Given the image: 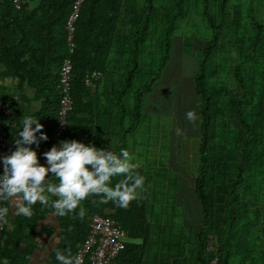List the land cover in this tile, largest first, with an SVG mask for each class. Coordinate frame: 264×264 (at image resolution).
Listing matches in <instances>:
<instances>
[{"label": "trees", "instance_id": "1", "mask_svg": "<svg viewBox=\"0 0 264 264\" xmlns=\"http://www.w3.org/2000/svg\"><path fill=\"white\" fill-rule=\"evenodd\" d=\"M71 2L20 0V6L15 8L12 0H0V76L16 75L19 83L25 82L33 89L35 98L43 100V108L35 117H40L42 133L48 139L31 148L45 166L43 154L55 145L56 84L59 64L67 54L63 25ZM189 3L190 0L83 1L69 55L72 109L63 140L75 139L117 154L127 150L132 163L139 166L137 171L144 177V185L138 190V199L126 209L111 201L101 202L99 195L89 197L80 205L86 211L83 219L78 216L79 208L59 216L51 206L39 202L33 205L36 212L32 221L45 211L55 215L56 227L47 229L56 238L48 264H59L55 259L57 249L66 255L70 251L73 257L93 214L113 218L126 231L123 247L112 264H128L131 260L126 255L133 248H142L154 231L151 222L156 211L174 208L180 182L169 165L173 138L168 125L162 120L152 121L143 113L142 105L160 77L171 40L186 19ZM228 4L229 0H200L201 19L210 33L193 52L198 141L195 149L187 153L180 145L175 157L189 174L199 205L196 264L208 262L210 254L205 243L209 236L217 245L218 264H264V0H248L249 30L232 40L227 68L230 86L225 87L212 78L211 64L228 26ZM180 36L182 50L188 52L194 35ZM92 70L101 75L89 89L83 79ZM0 100L10 108L15 121V126L7 130L10 154L22 130L20 107L11 95L0 92ZM99 120L100 124L95 125ZM121 179L122 176L113 177L110 186ZM129 239H139L141 243L131 244ZM5 252L0 247V264ZM8 259L5 264L28 261L25 256L19 262Z\"/></svg>", "mask_w": 264, "mask_h": 264}, {"label": "clouds", "instance_id": "2", "mask_svg": "<svg viewBox=\"0 0 264 264\" xmlns=\"http://www.w3.org/2000/svg\"><path fill=\"white\" fill-rule=\"evenodd\" d=\"M185 118L195 124L198 116L195 110H188ZM21 124L22 130L15 137V150L0 158L3 164L0 199L10 203L12 215L31 217L32 206L39 202L45 207L51 206L59 216L79 208L78 216L83 219L86 211L80 207L81 202L93 195L101 196L103 203L111 201L125 209L138 199L144 177L137 171L139 166L132 163L133 157L127 150L121 149L117 154L75 139L61 140L59 147L53 145L43 154L47 160L45 166L39 163L37 152L31 148L32 144L39 146L41 140L48 139L47 134L41 132L43 125L32 115H25ZM175 131L177 135L183 134L180 128ZM38 132H41L39 137ZM49 173L58 183L49 179ZM115 176L123 179L111 187ZM8 215L9 207H0V222L7 224ZM55 259L59 264H78L70 251L66 255L55 250Z\"/></svg>", "mask_w": 264, "mask_h": 264}, {"label": "crops", "instance_id": "3", "mask_svg": "<svg viewBox=\"0 0 264 264\" xmlns=\"http://www.w3.org/2000/svg\"><path fill=\"white\" fill-rule=\"evenodd\" d=\"M193 71L194 70H192V74ZM0 92L11 95L14 101L19 105L20 122L25 115L35 116L37 112L41 111V108H43V100L41 98H35L33 96V89L28 87L25 82L19 83L16 75L0 76ZM153 97V99H155L156 96ZM153 99L151 100L153 101ZM128 103L130 104V101ZM149 104V96H145L142 105L143 111L145 108L148 110L150 109L152 104ZM99 105L100 104L97 102V107H99ZM36 118L39 119L40 123V117ZM100 121L101 120L98 122L95 121V125H97V123L100 124ZM110 128H113V126ZM95 130L98 131L97 128ZM40 142H43V140ZM32 145L37 148L36 144ZM171 154L169 165L176 173L180 182V187L175 193L174 208L165 211H156L155 220L153 219L151 222L154 224V231L142 245V248H133L126 255L127 258L131 260L128 264L197 263L194 248H196L197 243L195 231L200 225L199 205L194 196L192 185L191 193L182 188V176L187 175L190 184L191 179L189 174L176 163V154L174 152ZM49 179L55 182L54 179L56 178L51 177V173H49ZM189 195H193V203H190L191 201L188 198ZM5 206L9 207V215L7 218L8 223L3 224L2 230L0 231V247L7 251L5 252L6 254L1 257L3 264H5L7 260L9 261L8 258L19 262L24 256L28 259L27 264H48L51 250L56 242L54 233H49L47 230L56 227L54 213L45 211L41 218L32 221L30 219L31 217H28L29 219L26 220L27 217L12 215L9 202L5 201ZM32 211L33 213L36 212L34 209H32ZM129 241L131 244L135 245H140L141 243L139 239H129ZM189 252L193 253L189 255ZM241 264H247V262L243 261Z\"/></svg>", "mask_w": 264, "mask_h": 264}, {"label": "rangeland", "instance_id": "4", "mask_svg": "<svg viewBox=\"0 0 264 264\" xmlns=\"http://www.w3.org/2000/svg\"><path fill=\"white\" fill-rule=\"evenodd\" d=\"M248 0H229V22L221 38V46L213 57L212 78L218 85L230 86V78L227 74L228 61L231 56L232 40L234 36H241L248 32L249 22L246 16ZM192 33L191 50L185 52L181 46V34ZM200 15V0H190L186 19L182 22L171 40V48L168 59L160 74L153 83L149 96L150 109H142L143 113L152 121L162 120L170 129L173 138V151L177 154L179 146L182 152L187 153L195 149L198 141V119L195 124L189 123L185 114L188 110H195L197 114V98L193 92L192 70L195 69V57L193 52L199 49L209 36ZM183 59V60H182ZM156 96L155 99H153ZM159 96V97H158ZM148 98V97H147ZM153 99V101L151 100ZM146 104V103H145ZM149 107V106H148ZM198 116V114H197ZM183 130L182 135L176 134V129ZM174 155V154H173ZM192 157V156H191ZM193 158V157H192ZM181 178V177H180ZM182 188L191 193V184L187 175L181 178ZM190 203H193V195H189Z\"/></svg>", "mask_w": 264, "mask_h": 264}, {"label": "built area", "instance_id": "5", "mask_svg": "<svg viewBox=\"0 0 264 264\" xmlns=\"http://www.w3.org/2000/svg\"><path fill=\"white\" fill-rule=\"evenodd\" d=\"M84 0H72L70 10L66 16L63 29L65 30L67 54L62 58L59 69L56 89L58 90V106L56 112L53 136L55 145L60 146L64 133L70 124L68 114L72 109L71 98V60L70 53L73 50L74 24L78 17ZM15 8L20 6V0H12ZM101 73L97 70L90 71L83 79V84L93 89L95 81ZM15 121L10 108L0 100V158L7 154L8 128L14 127ZM3 173L2 159H0V174ZM0 207H5L4 200L0 199ZM0 222V231L3 227ZM126 231L120 224L109 216L93 214L88 222L86 233L81 244L77 248L73 258L78 264H112L113 259L123 247V239ZM205 249L210 254L207 264H218L217 245L209 236L205 243Z\"/></svg>", "mask_w": 264, "mask_h": 264}]
</instances>
